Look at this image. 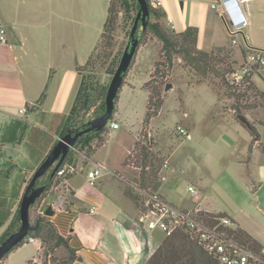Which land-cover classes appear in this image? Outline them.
Here are the masks:
<instances>
[{"label": "crops", "instance_id": "1", "mask_svg": "<svg viewBox=\"0 0 264 264\" xmlns=\"http://www.w3.org/2000/svg\"><path fill=\"white\" fill-rule=\"evenodd\" d=\"M236 1L244 21L238 23L241 28L233 36L228 34L223 8L212 10L209 0H162L158 10L164 14L161 22L172 25L174 31L196 29L198 44L205 52L223 51L233 40L238 49L246 46L264 50V0ZM101 3L102 0H0V30H4L5 39L0 41V215L7 214L0 235L10 223L27 181L44 159L49 137L46 133L53 116L67 114L72 107L80 83L75 65L86 64L100 41L107 17L109 0L105 2V16ZM95 9L100 15L98 24L88 22V11ZM255 17L261 21L253 23ZM252 82L264 94V69L261 77L253 75ZM43 93L45 97L39 102ZM21 109L26 110L25 114L19 113ZM116 113L113 120L119 122V128L108 130L102 145L92 146L88 156L79 153L76 172L66 184L53 186L40 203V211L43 206H52L54 215L50 221L75 250L73 264H142L143 250L159 245L158 231L129 230L126 226L133 202L124 194V184L135 188L136 184L125 179L123 160L133 136L122 130L118 120L122 115ZM255 137L250 146L239 144L235 136L227 138L229 144L222 143L228 155L219 162L223 176L218 180L227 191H221L227 200L226 210L216 205L208 207L203 193L196 208L228 217L236 229L264 248V214L257 198L264 186V141H259L257 134ZM128 139L132 140L127 146ZM98 168L100 175L90 185L87 173ZM178 200L167 201L179 206ZM250 204L253 212L245 210ZM93 207L96 213L89 215ZM30 245L35 253L26 252L21 260L28 264L36 259L37 245H22L5 258Z\"/></svg>", "mask_w": 264, "mask_h": 264}, {"label": "rangeland", "instance_id": "2", "mask_svg": "<svg viewBox=\"0 0 264 264\" xmlns=\"http://www.w3.org/2000/svg\"><path fill=\"white\" fill-rule=\"evenodd\" d=\"M105 2L106 0H102L101 3V13L104 16L106 13ZM253 12L255 11L253 10ZM99 18L97 9L91 13L88 11V22L98 24ZM254 20L260 22L261 18H253V23ZM117 26V30L112 35L111 46L104 52L102 48L98 47L93 55V68L86 69V75L88 74L87 76L100 86L109 84L112 76L106 70L116 54L120 53L121 56L128 40L129 33L126 32L130 31L131 27L124 28L121 23V14L118 17ZM166 28L168 29V26ZM168 30L170 31V29ZM174 32L178 33V30L176 29ZM141 34L140 27L137 33L138 39ZM142 39L115 101L114 115L117 114V111L121 113L122 117H119L118 120L122 130L130 132V136H133L132 146L123 160L125 179L137 182L142 166L141 151L145 148L147 152L156 157L153 165L155 171L157 170V179L154 180L152 187L147 189L148 192L155 191L172 202L179 198L176 202H179L180 208L183 209L196 208L203 193L205 204L208 207L212 208L216 205L220 209L226 210L227 200L224 198L223 192L227 191L218 180V177L223 176L221 174L223 168L219 162L222 159H227L225 157L228 155L222 143L229 144L227 138L232 140L235 136L237 141H240L239 144L253 145L256 137L250 139L248 126L256 130L259 141H264V94L256 89V86L253 87L255 90L247 89L244 85L238 88L237 83L232 80L231 74L225 73V82L232 87V91L236 90L232 96L228 92V86L222 80L211 73L203 76L194 72L185 65L178 55L173 56L172 64L168 66L162 55V44L151 33H146ZM221 59L225 61L217 65L220 73L223 70L228 72L230 68L234 71L243 63V57L239 53L237 44L230 43L222 51ZM262 69L264 67L258 69L255 74H252V77L253 75L261 77ZM167 84H171L172 88L165 90ZM155 89L160 91L158 100L161 102V106L157 111L153 104L148 106L151 91ZM234 103L241 107L242 116L246 120L247 126L234 115L232 110ZM93 110L94 108L85 116L86 120L94 119ZM146 112L151 115L147 122L145 121ZM178 127L188 130L192 139L184 140L178 133ZM130 140L132 139L125 142L127 146L130 145ZM119 142L122 143V141ZM92 146L96 147V142ZM165 162H167L168 168L163 169L162 165ZM162 176L165 177V181L160 180ZM188 185L195 187L198 194H189L187 192ZM153 187H156L157 190H154ZM124 188L132 191L133 196L138 197L136 202L132 201V209L128 210L130 220H126L127 228L135 230V225L140 222L139 218L142 214L140 202L144 196L143 193L139 195L137 188L128 186V184H124ZM252 205H246L245 210L253 212ZM39 208L40 205L31 207V223L37 216L46 217L44 215L45 206L42 211ZM47 218L50 219V217ZM163 238L164 235L160 233L158 242L160 243ZM38 241L39 250L36 259L28 264L45 263L41 247L45 248L46 246L42 245L39 239ZM156 248L150 247V249L143 250L142 264L147 261L145 256L152 254ZM34 250V247L30 245L24 248L21 253H16L8 259L4 258L0 264H27L21 260L26 252ZM55 253L57 256L63 254L62 249H58ZM50 256L47 258V264H52Z\"/></svg>", "mask_w": 264, "mask_h": 264}, {"label": "trees", "instance_id": "3", "mask_svg": "<svg viewBox=\"0 0 264 264\" xmlns=\"http://www.w3.org/2000/svg\"><path fill=\"white\" fill-rule=\"evenodd\" d=\"M149 3V0H147ZM150 20L147 22L146 28L142 30V34L138 39V44L142 43V38L146 33H151L161 44V51L163 58L168 66H171L173 56L178 55L181 60L190 67L194 72H197L203 76L207 73L213 74L215 77L225 82L224 75L232 74L231 68L223 70L222 73L217 69V65L222 64L225 60L221 59L222 51L216 52H205L198 44L197 30L194 28H188L182 33H175L174 30L170 31L166 28L165 24L161 22L164 14L159 10L153 9L149 5ZM137 11V4L135 0H109L107 8V17L103 24L102 34L100 41L92 50L86 64L84 66L75 65V70L80 75V83L73 100L72 107L67 114H55L52 119L50 128L47 130L48 146L45 148L44 153L46 154L68 131L79 129L85 126L90 119H85V116L94 108L93 118L101 115L104 112V98L108 85L100 86L97 82L93 81L89 76L86 75V69H91L94 66L93 55L95 50L100 47L103 52L106 51L112 44V35L117 30L118 17L121 14V23L124 28H130L133 25L135 13ZM131 30V28H130ZM130 31H127L128 34ZM251 51H263L259 49H253L246 46H240L239 52L242 57L247 52ZM122 55V54H121ZM120 53L116 54L110 61V65L107 68V73L111 76L114 74L119 60ZM108 58V57H107ZM106 58V59H107ZM252 74L245 76L243 81L237 84L238 88L246 86L247 89H254L255 85L251 82ZM228 92L234 96L235 91H232V87L228 86ZM257 89V88H256ZM160 91L155 89L151 91V95L148 99V106L153 104L156 111L160 108L161 102L158 100ZM45 93H43L39 99V102L43 100ZM231 97V96H230ZM118 97H116L117 100ZM234 100H237L234 98ZM264 100V98H263ZM264 107V104H263ZM232 110L237 118H241L242 111L241 107L237 104L232 105ZM115 113V112H114ZM114 114L111 116L112 120ZM151 118L149 112H146V122ZM249 133L254 138L256 136L255 129L249 127ZM108 132L107 128H103L98 132H90L81 136L74 145V148L68 153L64 159L63 164L70 163L75 165L76 155L79 153L88 156L92 151V144L96 142L97 146L102 145L104 142V135ZM52 136H56L57 139H53ZM142 166L140 169V175L137 179L136 188L140 195L141 192L145 193H156L155 191H149L154 180L157 179V170L155 171L153 162L156 161V157L145 150L141 151ZM62 164V165H63ZM32 176V175H31ZM31 178V177H30ZM30 180V179H29ZM27 181V184L29 182ZM59 180L56 179V175L52 178L47 173L38 182L37 186L44 187V192L41 197L35 202L33 206L40 205L42 199L50 191V189L57 185ZM157 190L156 187H153ZM140 191V192H139ZM124 194L129 197L133 202H136L138 197L133 196V192L124 189ZM32 206V207H33ZM142 208V198L140 202ZM201 216L208 222H212L214 218L223 217L222 214L213 215L209 213H201ZM7 218V214L0 215V227H2L4 221ZM20 226L19 218V205L15 212L12 214V219L8 224L7 228L0 235V244L13 232H15ZM234 237L246 246L250 251L254 252L259 256L261 262L264 264V248L246 232L240 229L233 231ZM27 237L39 239L43 248L42 257L45 258L47 264V258L50 256L52 264H73L76 260V252L70 246L69 239L62 237L52 224L49 218L43 216H37L33 223H31V231ZM21 243L18 247H21ZM17 247V248H18ZM16 249V248H15ZM62 249L63 254L56 255V251ZM7 256V255H6ZM143 264H218L212 257L208 256L198 244L189 238V235L184 230L174 231L170 236H164L162 241L159 243L155 251L149 256L146 262Z\"/></svg>", "mask_w": 264, "mask_h": 264}, {"label": "built area", "instance_id": "4", "mask_svg": "<svg viewBox=\"0 0 264 264\" xmlns=\"http://www.w3.org/2000/svg\"><path fill=\"white\" fill-rule=\"evenodd\" d=\"M149 5L158 10L162 5V0H149ZM209 7L212 10L223 8L226 19V27L228 34L233 36L241 28L238 26L239 16L232 6L231 0H209ZM241 11V10H240ZM244 21V16L241 12ZM242 21V22H243ZM171 22H168V25ZM245 25V24H244ZM243 25V26H244ZM173 30V26L170 25ZM0 41L4 42V30H0ZM237 42L232 41L235 45ZM264 67V52L251 51L247 52L243 57V63L231 74L232 80L237 84L243 81L245 76L255 74L258 69ZM26 110L21 109L20 114H25ZM108 130H116L119 128L118 122L110 120L106 127ZM178 133L186 141L192 139L191 134L185 129L178 127ZM162 168H168L167 162L162 165ZM76 172V166L70 163H65L59 167L56 172V179L60 183L66 184L70 176ZM100 175V169L87 173V180L90 185H93L94 180ZM160 180L165 181V177H160ZM187 192L191 195H197L198 190L191 186H187ZM143 193L142 199V214L139 218V223L135 225L136 231L146 229L148 231H159L164 236H170L174 231L184 230L189 235V238L195 241L198 246L218 264H260L261 260L258 255L250 251L246 246L239 242L233 235L236 230L232 221L228 217L214 218L212 222H208L201 216V210L198 208L183 209L168 202L158 193ZM96 207L88 211L89 215H95ZM23 245L33 244L38 245V239L27 237L22 242ZM151 254L145 256L147 260Z\"/></svg>", "mask_w": 264, "mask_h": 264}, {"label": "water", "instance_id": "5", "mask_svg": "<svg viewBox=\"0 0 264 264\" xmlns=\"http://www.w3.org/2000/svg\"><path fill=\"white\" fill-rule=\"evenodd\" d=\"M135 1L137 4V11L128 35L126 46L106 90L104 98V112L96 118L90 120L85 126L79 129L70 130L62 136V138L58 139L57 143L51 148L46 157L34 171L19 203L20 226L0 244V263L6 255L17 248L24 241V239L27 238L28 233L31 231L30 209L44 192V187L37 186V182L47 173H49V176L52 178L56 174L59 167L63 164L68 153L74 148L77 140L85 134L98 132L105 128L107 123L110 121L111 116L114 114L116 97L123 85L124 78L134 59L139 45L137 37L138 29L140 27L142 30L145 29L150 18L148 1ZM231 6L238 13H240L239 23L242 22L243 18L237 1L233 0L231 2ZM171 88V84H167L165 86V90H169ZM240 121L246 125V120L243 117L240 118ZM257 198L258 208L264 214V186L259 189ZM44 215L46 217H52L54 215L52 206L46 207Z\"/></svg>", "mask_w": 264, "mask_h": 264}]
</instances>
